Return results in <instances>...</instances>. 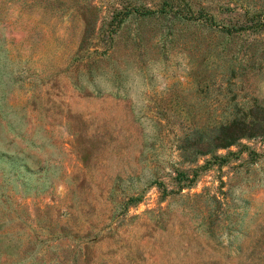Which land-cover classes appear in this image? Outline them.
Listing matches in <instances>:
<instances>
[{
	"label": "rangeland",
	"instance_id": "374dc122",
	"mask_svg": "<svg viewBox=\"0 0 264 264\" xmlns=\"http://www.w3.org/2000/svg\"><path fill=\"white\" fill-rule=\"evenodd\" d=\"M187 1L0 0V264H264V134L197 153L264 110V0Z\"/></svg>",
	"mask_w": 264,
	"mask_h": 264
},
{
	"label": "trees",
	"instance_id": "16d2710c",
	"mask_svg": "<svg viewBox=\"0 0 264 264\" xmlns=\"http://www.w3.org/2000/svg\"><path fill=\"white\" fill-rule=\"evenodd\" d=\"M197 12L199 14L195 16L193 14L191 4L187 0H170L169 8H160L158 15L160 18L171 22L170 24H174L176 19L185 24L187 22H193V24H197L199 23L201 17H203L204 11L201 8L200 11ZM141 13L144 14L142 11ZM145 13H148V11ZM231 29V27L229 28L226 26L224 32L231 34ZM249 113L251 117L247 118ZM249 113L246 112V116L243 114V116H238L231 120L217 122V124H215L213 127V130L204 133L206 134L205 136H207L206 141L200 144L196 143L198 144L197 153L203 154L212 148H225L231 146L236 140L244 136L264 134V118L262 117L264 110L260 109L255 111V114L253 110H250ZM258 115H261V118H258ZM199 130L201 129L194 131ZM201 131L203 132L205 129ZM191 134L192 133L186 135L187 142H189Z\"/></svg>",
	"mask_w": 264,
	"mask_h": 264
},
{
	"label": "clouds",
	"instance_id": "9594fccd",
	"mask_svg": "<svg viewBox=\"0 0 264 264\" xmlns=\"http://www.w3.org/2000/svg\"><path fill=\"white\" fill-rule=\"evenodd\" d=\"M153 71L155 72V71H157V69H153ZM167 85H168V84H165L164 87L160 88L159 90H160V91H164V90L166 89Z\"/></svg>",
	"mask_w": 264,
	"mask_h": 264
}]
</instances>
